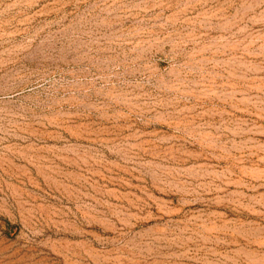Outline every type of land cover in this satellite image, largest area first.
Here are the masks:
<instances>
[{"label": "rangeland", "instance_id": "rangeland-1", "mask_svg": "<svg viewBox=\"0 0 264 264\" xmlns=\"http://www.w3.org/2000/svg\"><path fill=\"white\" fill-rule=\"evenodd\" d=\"M0 264H264V0H0Z\"/></svg>", "mask_w": 264, "mask_h": 264}]
</instances>
